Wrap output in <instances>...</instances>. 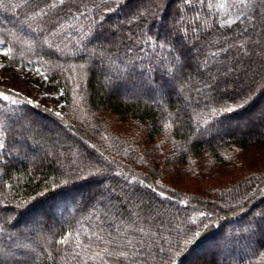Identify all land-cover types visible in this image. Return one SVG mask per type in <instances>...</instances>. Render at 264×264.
<instances>
[{
	"label": "trees",
	"instance_id": "1",
	"mask_svg": "<svg viewBox=\"0 0 264 264\" xmlns=\"http://www.w3.org/2000/svg\"><path fill=\"white\" fill-rule=\"evenodd\" d=\"M259 5L3 0L2 69L41 73L64 113L0 83V264H264V171L220 180L264 149ZM118 122L139 125V156ZM202 156L195 178L220 190L157 184Z\"/></svg>",
	"mask_w": 264,
	"mask_h": 264
},
{
	"label": "rangeland",
	"instance_id": "2",
	"mask_svg": "<svg viewBox=\"0 0 264 264\" xmlns=\"http://www.w3.org/2000/svg\"><path fill=\"white\" fill-rule=\"evenodd\" d=\"M263 8V7H260ZM264 10V9H263ZM5 54V51L0 48V83L2 86L6 88L8 92H11L17 96H20L27 100L30 103L37 104L39 101H41L43 98L47 99L50 101V99H53L55 102L50 101V108L52 111L59 115H63V102L58 99L61 96V90L53 88L49 85L47 79L39 72L34 71V70H3V56ZM115 88V87H114ZM118 93L122 95H129L128 90H123L121 88H115ZM125 92V93H124ZM180 92L176 91L174 96L176 97L179 95ZM157 101V100H156ZM263 112H254L253 115L255 118H258L259 123L264 124V116L261 115ZM109 115L105 114V121L107 124H112L114 121H110ZM241 124H244L242 122ZM246 125V123L244 124ZM243 125V128H239V131L246 130V127ZM52 128V126H50ZM113 127H115L114 133H110V135H114L115 137L122 138L124 141L128 140L127 143L129 145H133L134 149L131 151L136 152V154L139 156L138 150H136L139 145L137 144L136 141H133L132 135L137 133V130H139V125L135 122H124L120 123L118 122L117 124H113ZM106 130V129H105ZM107 132V131H106ZM125 132V133H124ZM108 133V132H107ZM134 137V136H133ZM125 141V142H126ZM62 142V141H59ZM130 147V146H129ZM22 152L24 153L23 149ZM235 151V156L234 159L237 161L241 160L238 164H241L242 166H235L234 170L233 168H229V172H232L231 175H227L225 177H222L220 180L228 183H234V181L238 178H245L248 174L254 173V172H262L264 171V149H259V150H250L247 153H236ZM143 152H140V155L142 156ZM144 155V154H143ZM230 159V155H227ZM204 163L210 164L208 158L205 156H202V159H198L197 163L195 164H190V167H186V170L184 172H178L177 175L173 174L171 170L167 171V174H158L156 177V182L160 186V188H163L165 190H169L170 188L174 190H179L182 191L183 194L185 192H190L193 194H198L201 197L205 196V193H212V191L216 188L219 190L221 189L220 187V182H214V181H198L195 178L196 176L193 173V170L199 167L201 169L204 165ZM221 168V167H220ZM223 169V168H222ZM228 169V168H227ZM227 172V171H226ZM225 174V173H224ZM97 188H99L101 191H103V185L98 184ZM184 191V192H183ZM106 195V193H104ZM186 197V196H185ZM37 228V227H35ZM196 264H206V260L197 257Z\"/></svg>",
	"mask_w": 264,
	"mask_h": 264
},
{
	"label": "snow or ice",
	"instance_id": "3",
	"mask_svg": "<svg viewBox=\"0 0 264 264\" xmlns=\"http://www.w3.org/2000/svg\"><path fill=\"white\" fill-rule=\"evenodd\" d=\"M2 2H3V0H0V3H2ZM58 2L60 4H63L65 2V0H58ZM247 2H248V0H239V3H241V4H245ZM253 2H255V0H253ZM262 6H264V5H259L257 7V12H259V8L262 7ZM240 18L241 19H250V17H248V16H243V17H240ZM236 22L237 21H227L228 24L236 23ZM251 22L255 23V20H252ZM246 32H247V29H245V33ZM179 38L183 39L182 36H180ZM262 51H264V49H262ZM5 55H6V53H5ZM214 55H215V53H214ZM237 63H239V61ZM0 96H2L3 100H5V101H7L9 99L8 95H4L3 93H0ZM13 103H15V101H13ZM232 110H233L232 108H226V111H232ZM57 115H59V113H57ZM3 147H4V144L2 142H0V149H2ZM161 195H163V193H161Z\"/></svg>",
	"mask_w": 264,
	"mask_h": 264
}]
</instances>
